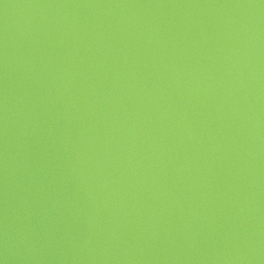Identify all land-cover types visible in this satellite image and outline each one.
I'll use <instances>...</instances> for the list:
<instances>
[{"label": "water", "instance_id": "obj_1", "mask_svg": "<svg viewBox=\"0 0 264 264\" xmlns=\"http://www.w3.org/2000/svg\"><path fill=\"white\" fill-rule=\"evenodd\" d=\"M0 261L264 264V0H0Z\"/></svg>", "mask_w": 264, "mask_h": 264}, {"label": "snow or ice", "instance_id": "obj_2", "mask_svg": "<svg viewBox=\"0 0 264 264\" xmlns=\"http://www.w3.org/2000/svg\"><path fill=\"white\" fill-rule=\"evenodd\" d=\"M0 264H3V262H2V261H0Z\"/></svg>", "mask_w": 264, "mask_h": 264}, {"label": "clouds", "instance_id": "obj_3", "mask_svg": "<svg viewBox=\"0 0 264 264\" xmlns=\"http://www.w3.org/2000/svg\"><path fill=\"white\" fill-rule=\"evenodd\" d=\"M3 262V261H2ZM3 264H4V262H3Z\"/></svg>", "mask_w": 264, "mask_h": 264}]
</instances>
